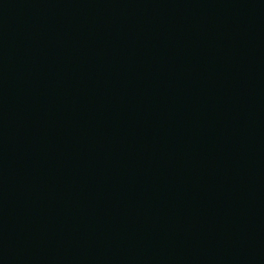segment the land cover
<instances>
[{
	"label": "water",
	"instance_id": "water-1",
	"mask_svg": "<svg viewBox=\"0 0 264 264\" xmlns=\"http://www.w3.org/2000/svg\"><path fill=\"white\" fill-rule=\"evenodd\" d=\"M0 264H264V0H0Z\"/></svg>",
	"mask_w": 264,
	"mask_h": 264
}]
</instances>
